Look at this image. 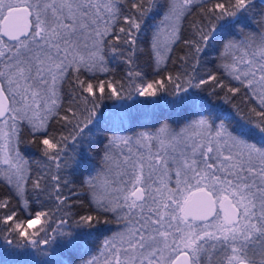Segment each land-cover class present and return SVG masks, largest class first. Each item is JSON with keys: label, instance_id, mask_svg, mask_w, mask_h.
<instances>
[{"label": "snow or ice", "instance_id": "1", "mask_svg": "<svg viewBox=\"0 0 264 264\" xmlns=\"http://www.w3.org/2000/svg\"><path fill=\"white\" fill-rule=\"evenodd\" d=\"M161 94L167 112H99ZM0 241L55 244V264H264V0H0Z\"/></svg>", "mask_w": 264, "mask_h": 264}, {"label": "trees", "instance_id": "2", "mask_svg": "<svg viewBox=\"0 0 264 264\" xmlns=\"http://www.w3.org/2000/svg\"><path fill=\"white\" fill-rule=\"evenodd\" d=\"M182 54H183L182 51H180L178 48L177 51L174 53V57H178ZM109 66L112 67L113 69H115V71L113 73H110L109 76L115 80H121L122 76H123V71H122L123 66L119 63V61H113ZM169 66H170V68L172 67L171 62H169ZM146 71L149 73L147 76V79H152L153 77L151 75V69L147 68ZM101 78H104V77L102 76ZM117 87H118V85H117ZM209 87L210 86H206L205 89L202 92H200V96L207 98L214 105H224V101L220 98L221 96H223V93H220V95L217 97H210L208 95V88ZM67 88H68V85L65 84V92H67ZM125 89H127L126 83H125ZM171 99H172V97L168 96L166 94H162V96H160L159 98H144V100L142 102L141 101L139 103L135 102L131 107H128L127 110L130 111L133 115H138V114H142L145 112H152L153 110H155L156 112H160V111L167 112V111H169V106H168L167 101H169ZM132 100H134V98ZM153 100H155V103L153 102ZM124 101H126V100H124ZM115 102L116 101L112 100V99H105L102 102V105H101L99 112L102 113L105 118L111 117L114 120L117 119L119 114L112 113V108H113L112 106H113V104H115ZM234 103L240 105L241 108L246 107V103L243 101L242 97H237L236 100L234 101ZM225 106H227V105H225ZM145 123H149V122H145ZM128 126H129L128 124L124 125L125 128H127ZM103 127H104V124H103V122H101V125H100L101 130L93 129V132L97 136L102 137L104 135V133L102 131ZM51 130L57 132V134L59 133L60 126H59V124L56 123V121L51 122ZM25 132H26V128H25ZM69 143H71V142H69ZM21 148H22V151H25L28 154L29 158L33 162H35L36 160L39 159V152L34 146L21 145ZM36 167H37V165L35 163H33L32 164L33 170H35ZM81 214H83L82 211H81ZM102 238H103L102 236H99L95 243L98 244ZM3 244H4L3 241H0V245H3ZM54 248H56L55 244L53 245V249ZM58 251H59L58 249L56 251L51 250V255H50L51 258L46 260L44 262V264H55V260H56ZM39 257H40V259L43 258V256H39ZM63 259H69V256L64 255ZM10 260L11 259L7 258V256L4 253L0 252V264H14V263H11ZM35 264H41V263L39 262V263H35Z\"/></svg>", "mask_w": 264, "mask_h": 264}, {"label": "rangeland", "instance_id": "3", "mask_svg": "<svg viewBox=\"0 0 264 264\" xmlns=\"http://www.w3.org/2000/svg\"><path fill=\"white\" fill-rule=\"evenodd\" d=\"M162 96V94L160 95ZM144 100L143 97H139L138 95L134 96V100H126V101H116L115 104H113L112 113L119 114V105L123 104L126 106V108L131 107L135 102H142ZM35 227H39L38 225ZM35 230V229H33ZM51 250L52 248L48 249L49 255L43 256V258L40 259L38 255H35L32 253L31 249L25 250V249H11L5 244L0 245V252L4 253L7 258H10L11 263L14 264H35V263H41L44 264V262L51 258Z\"/></svg>", "mask_w": 264, "mask_h": 264}]
</instances>
